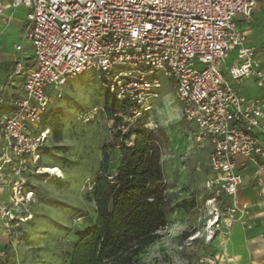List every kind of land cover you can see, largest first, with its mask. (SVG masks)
<instances>
[{
	"label": "built area",
	"instance_id": "1",
	"mask_svg": "<svg viewBox=\"0 0 264 264\" xmlns=\"http://www.w3.org/2000/svg\"><path fill=\"white\" fill-rule=\"evenodd\" d=\"M257 3L264 0H10L9 8L24 7L28 13L23 43L15 46L12 71L0 90V108L8 103L0 112V173L12 159L18 161L13 191L20 194L26 163L40 159L48 133L38 130L51 102L48 89L95 71L122 103L117 115H127L120 116L124 120L118 126L124 133L151 111L162 87L155 77L160 73L172 86L195 141L207 139L212 146L213 177L204 187L228 198L213 224L249 227L248 204L239 202L237 193L247 163L264 175V98L246 99L236 87L251 80L264 89V49L247 45L236 20L249 19ZM232 53L227 79L222 66ZM16 78H22V93L7 100ZM9 214L0 204V216ZM215 263L203 256L196 264Z\"/></svg>",
	"mask_w": 264,
	"mask_h": 264
},
{
	"label": "rangeland",
	"instance_id": "2",
	"mask_svg": "<svg viewBox=\"0 0 264 264\" xmlns=\"http://www.w3.org/2000/svg\"><path fill=\"white\" fill-rule=\"evenodd\" d=\"M155 77L162 87L146 125L156 124L166 134L161 163L174 209L158 238L138 259L142 264H196L210 256L205 241L209 213L222 217L228 198L205 189V181L213 177L208 167L209 140L195 141L172 86L160 73ZM47 91L51 102L38 130L48 133L40 159L26 163L20 194L13 191L18 161L12 159L0 173V204L10 212L7 218L0 216V264H69L76 230H85L94 219V205L85 197L101 164H108L109 174L118 167L117 119L123 121L120 116L127 115H117L122 103L108 92L100 74L89 71ZM53 166L60 169L61 177L41 172L42 167ZM211 232L213 236L226 230L221 223Z\"/></svg>",
	"mask_w": 264,
	"mask_h": 264
},
{
	"label": "trees",
	"instance_id": "3",
	"mask_svg": "<svg viewBox=\"0 0 264 264\" xmlns=\"http://www.w3.org/2000/svg\"><path fill=\"white\" fill-rule=\"evenodd\" d=\"M142 116L124 134H117L116 171L109 174L103 162L86 194V201L94 205V219L85 230H76L69 264H142L139 254L168 224L174 207L161 163L167 138L162 129L147 127V113Z\"/></svg>",
	"mask_w": 264,
	"mask_h": 264
},
{
	"label": "crops",
	"instance_id": "4",
	"mask_svg": "<svg viewBox=\"0 0 264 264\" xmlns=\"http://www.w3.org/2000/svg\"><path fill=\"white\" fill-rule=\"evenodd\" d=\"M9 2L10 0H0V90L12 71L15 46L23 43L27 23L28 10L24 7L13 10L8 7ZM236 26L246 33L248 46L264 49L263 3H257L249 19L237 18ZM25 48L28 49L29 46L25 44ZM233 59L234 53L228 57L226 62L229 63L225 62L222 66L227 79V67L232 64ZM260 59L264 70V53ZM236 88L246 99L264 98V89L254 86L251 80L243 81ZM21 93L22 78H16L6 91L7 100ZM7 109L8 103L0 108V112ZM3 145L4 142L0 140V156ZM211 150L212 146L210 152ZM241 172L243 182L239 187L237 200L248 204L249 214L246 222L249 227L233 223L229 227L224 226L225 233L211 236L212 233L208 232L209 236L205 241L210 245L209 255L216 259V264H264V175L257 173L248 163L241 168Z\"/></svg>",
	"mask_w": 264,
	"mask_h": 264
},
{
	"label": "bare ground",
	"instance_id": "5",
	"mask_svg": "<svg viewBox=\"0 0 264 264\" xmlns=\"http://www.w3.org/2000/svg\"><path fill=\"white\" fill-rule=\"evenodd\" d=\"M52 169H56L57 171L56 172H53L51 171ZM42 173H46L52 177H61L62 176V172L60 171V169L58 167H42V170H41ZM209 215L212 216V218L210 219V221L207 223V227L206 229H208L207 231L208 232H211L212 229H215V228H219L220 224L216 227V225L213 224V216H215L214 213H209ZM215 222H218V219H216ZM212 233V232H211ZM209 236V235H208Z\"/></svg>",
	"mask_w": 264,
	"mask_h": 264
},
{
	"label": "snow or ice",
	"instance_id": "6",
	"mask_svg": "<svg viewBox=\"0 0 264 264\" xmlns=\"http://www.w3.org/2000/svg\"><path fill=\"white\" fill-rule=\"evenodd\" d=\"M51 171H53V172H56L57 170L56 169H52ZM215 222V221H214ZM194 238V237H193Z\"/></svg>",
	"mask_w": 264,
	"mask_h": 264
}]
</instances>
